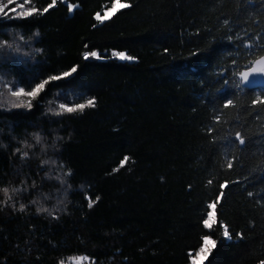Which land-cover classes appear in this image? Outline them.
<instances>
[{"label": "trees", "instance_id": "16d2710c", "mask_svg": "<svg viewBox=\"0 0 264 264\" xmlns=\"http://www.w3.org/2000/svg\"><path fill=\"white\" fill-rule=\"evenodd\" d=\"M68 1L80 8L69 14L58 4L33 19L36 27L6 29L9 35L0 39L11 40L13 32L35 38L39 30L43 43L34 48L44 51L26 64L4 63L0 74L7 73L5 79L12 82L20 78L19 71L25 76L35 70L55 74L79 64L68 99L95 97L96 107L66 116L62 124L47 122L46 102L31 113L0 115V188L19 187L26 178L29 184L41 183L39 165L46 157L41 146L25 148L22 141L34 144L31 134L43 129L53 131L48 142L63 137L58 146L79 191L58 205L55 182H50L42 189L53 192L49 200L24 194L0 204V264H74L72 257L81 255L96 264H189L187 253L195 251L206 233L200 223L206 203L215 199L220 183L237 179L241 183H230L218 209L234 239L218 244L206 264H259L264 258V109L252 106L251 100L257 91L264 94V88L240 92L234 87L232 72L253 57L241 40L229 43L227 36L247 40L264 35V0H130L131 9L96 28L94 14L110 6L109 0ZM49 2L35 0L40 7ZM85 43L102 52L127 51L138 62L84 61ZM193 51L198 56H191ZM44 59L46 65L34 64ZM226 97L236 107L223 109ZM217 114L222 122L209 135L207 128ZM237 131L245 137L243 146L234 140ZM17 147L31 159L22 161ZM124 156L131 161L120 168ZM234 157L239 162L226 170L227 160ZM116 168L120 170L114 172ZM86 195L100 200L89 209ZM4 199L0 191V201ZM32 199L58 219L37 213ZM20 203L28 205L26 211H19ZM240 231L246 239L237 242ZM213 238L222 239L219 232Z\"/></svg>", "mask_w": 264, "mask_h": 264}, {"label": "snow or ice", "instance_id": "6c2138e0", "mask_svg": "<svg viewBox=\"0 0 264 264\" xmlns=\"http://www.w3.org/2000/svg\"><path fill=\"white\" fill-rule=\"evenodd\" d=\"M110 8L114 9L112 16L122 13L124 9H131L133 7L130 0H109ZM58 4H63L67 8L68 13H73L75 10L80 8L79 4L69 3L68 0H50L46 6H37L35 0H0V37L8 36L9 32L6 30L8 28L19 27L21 29L36 27L37 25L32 23L34 18L44 17L46 14L50 13V10L56 9ZM117 4L120 7H117ZM109 10L108 5H105V14L102 15L101 12H96L94 19L97 22L93 25L96 28L98 25H104L106 21L112 19V16L107 14ZM13 22V23H10ZM19 22V23H14ZM223 24L225 26L229 25V20L224 19ZM210 31V30H209ZM231 31V30H229ZM199 35V31L196 33ZM35 38L25 39V35L21 33L13 32L11 40L0 39V66L4 63H10V67H14L17 63H28L33 57L39 56L43 53L44 49L34 48V44L43 43L40 39L41 33L37 30L34 33ZM223 39V38H221ZM215 40V38H214ZM229 43H234L235 40L242 41V47L247 51V54L253 58L249 59L247 64L244 65L242 70H236L232 72V76L236 78L234 81V87L240 92H244L245 88L250 85L259 84L264 82V35L260 33L250 36L247 40L237 34L235 38L232 35L227 36ZM239 48L241 45H235ZM84 51L82 52V59L84 61L94 60L103 61L107 59L117 60L121 62H138V57L129 54L127 51L117 50L113 48L110 53L105 50L104 52L100 50H92L89 45L85 43L83 45ZM26 49H31L28 51ZM255 50V51H254ZM169 52L168 48L164 49V53ZM231 55V53H229ZM191 56H198L197 51H193ZM21 57L28 58L27 60H22ZM34 64L37 66H42L47 64V59L35 60ZM232 65L237 66V60H232ZM80 65L71 66L68 70H63L55 74H46L39 72L38 70L33 71L31 76H25L23 71H19L18 75L20 78L18 80H13L9 82L5 79L7 73L0 74V115L5 112L12 113V110H25L24 113H13L14 115H23L31 113L34 107L42 108L44 103L48 104L45 115L49 117V124H62L63 119L66 116H74L77 113H83L86 109L95 108L97 100L95 97H90L84 99L83 102H77L82 99L81 96H76L74 99L69 100V85H73L78 80V70ZM42 75L44 78H41ZM218 76H223V73H218ZM59 82H66L64 84ZM224 85L229 84L228 79H224ZM76 86H79L78 84ZM59 89L53 92L52 89ZM53 97L48 99V97ZM252 106H259L264 109V94L261 91H257L255 98L251 100ZM230 107H236L234 101L231 97L224 98L223 109H228ZM56 118V119H52ZM214 124L209 125L207 132L209 135L215 131V124H220L221 114L214 116ZM257 119L259 115L257 114ZM36 127V125H32ZM53 131L44 132L36 131L31 134L34 144H29L27 140L22 141L25 148H36L40 147L41 154L46 157L41 159L39 165V171L44 173L41 178V183L37 185L35 180H32L29 184V180L26 178L21 181L19 187H3L0 191L3 192L5 199L0 201V204L7 205L9 201H13L14 196L37 195L43 200H49L53 197V192L49 191L47 193L43 192L42 189L46 183H52V188L55 189L57 204L64 203V200L68 197L69 193L75 194L78 189H74L71 181L73 180L75 173L71 167L63 162V150L58 146V142L63 139V137L56 135L50 142L46 140V137H51ZM225 139H228L225 137ZM234 140L243 146L246 143L245 137L241 132H235ZM215 142V141H213ZM229 143H232L229 140ZM5 147H7L5 145ZM51 151V155L49 152ZM15 153L20 154V159L26 161L31 159L28 151L21 152V149L17 147ZM131 161V157L124 156L120 161V168H123L127 162ZM134 162V161H132ZM239 162L238 158L228 159L226 163V170L230 171L234 168V164ZM241 167H243L241 165ZM120 168L113 169L114 172H118ZM264 171V167L261 168ZM39 175V172H37ZM247 179V177H245ZM239 185L240 180H225L223 183L219 184V191L215 199L210 200L205 205V211L201 216L200 223L202 228L206 230V233L201 235L200 243L195 251H189L187 256L190 260V264H206L209 261V257L212 255L214 250L217 248L218 244H222L224 241L231 242L234 239L233 232L230 231V225L219 218V207H222L223 201L226 198L225 189L229 188V185ZM213 180L209 179L207 181V186H212ZM83 185L81 186V188ZM191 188V185H189ZM62 193L63 198H60ZM249 197H253L254 193L252 191H247ZM84 199L87 201V207L91 209L95 203L100 200L99 196L93 199L90 195H86ZM264 200V197H261ZM32 205H38L37 199H32L29 201ZM13 208L16 207L15 203L11 205ZM28 205L20 203L19 211H26ZM66 208V206H65ZM37 213L47 212L53 219H58L53 212L49 211L48 208L43 207L39 204L36 207ZM219 232L222 237L221 240L213 238L214 233ZM235 239L237 242L244 241L246 239L245 233L243 231L235 233ZM74 264H96V261L87 256H74L72 257ZM59 264H64L61 260ZM259 264H264V258L259 259Z\"/></svg>", "mask_w": 264, "mask_h": 264}, {"label": "rangeland", "instance_id": "374dc122", "mask_svg": "<svg viewBox=\"0 0 264 264\" xmlns=\"http://www.w3.org/2000/svg\"><path fill=\"white\" fill-rule=\"evenodd\" d=\"M68 2H69V1H68ZM69 3H71V2H69ZM108 7H109V10L107 11V14H108L109 16H111V15H112V12L114 11V9H111L110 6H108ZM117 7H120V5L117 4ZM69 14H72V13H69ZM95 14H96V13H95ZM95 14H94V16H95ZM101 14H102V15L105 14V8L101 11ZM189 264H190V262H189Z\"/></svg>", "mask_w": 264, "mask_h": 264}, {"label": "water", "instance_id": "95a60500", "mask_svg": "<svg viewBox=\"0 0 264 264\" xmlns=\"http://www.w3.org/2000/svg\"><path fill=\"white\" fill-rule=\"evenodd\" d=\"M257 86H262V87H264V82H261V83H259V84H255V85H250V86H248L247 88H252V87H257Z\"/></svg>", "mask_w": 264, "mask_h": 264}]
</instances>
